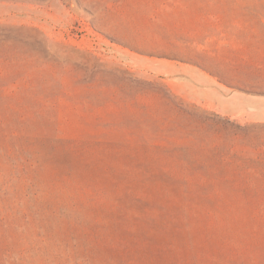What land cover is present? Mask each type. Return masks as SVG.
<instances>
[{
  "label": "rangeland",
  "instance_id": "1",
  "mask_svg": "<svg viewBox=\"0 0 264 264\" xmlns=\"http://www.w3.org/2000/svg\"><path fill=\"white\" fill-rule=\"evenodd\" d=\"M0 264H264V0H0Z\"/></svg>",
  "mask_w": 264,
  "mask_h": 264
}]
</instances>
